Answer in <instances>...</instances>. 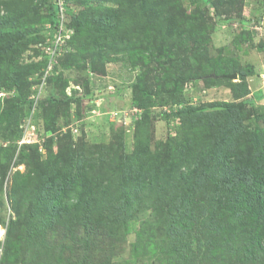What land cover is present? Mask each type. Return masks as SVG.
<instances>
[{
  "label": "trees",
  "instance_id": "obj_1",
  "mask_svg": "<svg viewBox=\"0 0 264 264\" xmlns=\"http://www.w3.org/2000/svg\"><path fill=\"white\" fill-rule=\"evenodd\" d=\"M78 1L79 4L88 3V0ZM102 1L116 3L119 7L107 5L105 15L81 12L77 27L82 32L76 30L73 36L80 51L78 62L85 59L92 46H111L112 50L106 49L108 58L114 52L136 48L143 51L139 59L146 53L151 58L162 54L160 63L168 65L163 79L164 90L172 101L178 102L184 100L179 90L187 80L217 81L222 78L233 82L228 75L238 69L219 70L213 62L210 64H214V68L205 73L176 71L183 53L204 55L202 36L208 40L207 25L203 27L202 24L201 29L176 26L181 9L172 2L178 0ZM133 1L144 5L147 12L154 15L150 21L138 19L133 27L127 21L123 23L120 7ZM33 6L34 0H0V11L1 8L5 10V15H0V85L3 81L5 85L17 87L16 98L8 100L10 105L3 110L2 118L18 132L15 139L20 137L21 121L26 115L21 112L27 104L30 106V87L24 93L29 82L21 84L22 76L35 73L45 65L40 56L38 60L27 59V64L22 62V54L31 44L35 43L40 55L37 44L47 35L45 26L40 29L31 25L38 18ZM31 10L33 12L29 13ZM46 15V23H56L57 10L52 0ZM13 29L18 30L14 33ZM106 53L102 52V57ZM222 65L220 62L219 66ZM237 67L241 70L238 72L241 79L251 74L240 65ZM101 68L104 69V63ZM142 83L143 86L134 85L139 88L137 103L146 111L137 122L133 152H126L120 141L89 144L88 147L85 143L81 147L65 144L61 138L58 140L59 130L55 123L50 131L56 133V138L48 139L45 160L41 159L37 145L23 147V150H32L21 155V161L28 159L31 167L27 173L18 172L13 176L10 194L17 217L7 224L3 263L15 253L12 262L29 264V251L39 248L38 234L39 227H43L44 210L50 211L49 219L52 220L76 213L80 222L97 221L99 227H113L110 234L140 218L146 226L158 219L161 226L152 231L163 230V234L156 239L158 245L149 248L159 256L160 262L162 254L172 257L167 264H206V252L212 254L210 262L213 264L225 263L229 252H239V256L242 254L246 258L264 255V113L260 116L263 125L259 120L249 124L245 101L235 106L218 102L199 107L186 104L179 112L183 121L180 132L159 140L153 147L148 108L153 93L148 77ZM67 93L69 96L64 94L63 100L52 90L47 99L52 105L63 101L70 103L74 94ZM239 93L236 99L246 97L250 91ZM55 142L59 143L57 150ZM17 148V145L0 147V208L5 204L2 198L4 181ZM158 215H164V220ZM230 218L233 220L229 221ZM223 221H228L230 232H237L239 236H231L223 243L215 244L211 240L204 245L209 227H220ZM0 222L3 224V216ZM125 233L117 235L123 238ZM231 244L234 249L229 247ZM138 246L148 248L139 240L134 248ZM47 260L40 255L34 264H49ZM107 262L112 263L110 259Z\"/></svg>",
  "mask_w": 264,
  "mask_h": 264
},
{
  "label": "rangeland",
  "instance_id": "obj_2",
  "mask_svg": "<svg viewBox=\"0 0 264 264\" xmlns=\"http://www.w3.org/2000/svg\"><path fill=\"white\" fill-rule=\"evenodd\" d=\"M78 2V0H64L62 22L71 33L65 38L61 49L56 54L57 70L53 75L55 78L53 77L54 79L51 81V77L48 78L41 90L40 96L43 97L39 101L38 111L35 114V122L40 131L51 133L50 126L55 123L59 130L58 140L61 138V142L65 144L73 143L74 147H81V144L85 143L88 147L89 144H109L120 141L124 144L126 152H133L137 122L146 111L137 103L139 88H134V85L143 86L142 82H145L146 77L149 79V88L153 93L149 103L151 106L148 107L153 147L159 140L174 137L180 132L183 121L179 112L186 104L199 107L218 102L235 106L239 104L238 102L245 101L246 108L249 109L246 122L253 124L255 120H259V124L263 125L260 116L264 113V0H178L172 2L177 7L180 6L181 9L175 20L176 26L182 25L181 27L188 26L197 29H201L202 24L203 27L208 26L206 29L208 30V40L205 35L202 36L206 53L200 56L192 52L183 53L176 65V71L186 74L199 70V72L205 73L214 68V64L212 65L210 62L215 63L219 70L227 67L238 69V71L232 72V75L236 74V77L228 75L233 82L222 78L217 81L200 78L185 81L179 90L184 95V100L179 102L172 101L173 99L164 90L163 79L168 65L160 63L163 61L162 54L158 53L151 58L146 53L142 60L138 56L143 51L136 48L114 52L108 58L106 49L112 50L111 46L101 48L92 46L91 50L86 52L85 59L78 62L80 51L76 47L77 41L73 36L76 30L82 32V29L77 27L81 12L92 11L105 15L107 5H116V3L102 0H88L87 4ZM50 3L51 0H34L33 9L38 13V18L31 24L32 26L43 29ZM120 11L123 23L127 21L132 27L137 24L138 19L150 21L154 16L147 12L144 5L136 1L121 6ZM31 12L33 10L29 11V13ZM0 15H5V10L2 8ZM115 28L118 29L117 26ZM17 30H14V33ZM140 36V38L143 37ZM102 52L106 53L103 57ZM39 56L35 43L31 44L22 54V62L27 64V59L38 60ZM220 62L223 64L222 67L219 66ZM102 63H104V69L101 68ZM206 64L208 66L202 70ZM235 65L249 70L251 74L241 79L238 75L241 70ZM33 74L34 72L22 76L24 81L21 84L26 85L27 81L29 82L24 93L29 87L30 93L32 91V83L35 81H30V78ZM214 75L217 76V74ZM233 84H235V89ZM109 85L114 86L113 90L109 89ZM52 90L57 92L63 100L64 94L69 96L67 92L74 95L70 103L63 101L59 105H52L47 99ZM242 90L245 92L249 90L250 93L246 97L243 96L244 98L236 99L237 94H240L239 92ZM16 95V85L11 87L2 81L0 85V147L16 145L15 138H17L18 132L11 129L8 122L2 118L3 110L10 105L8 100L16 98ZM28 106L27 104L22 110V115L25 112L26 115L30 113V106L29 108ZM75 126L78 127L79 132L73 135L72 131ZM48 139H46V143ZM58 145L59 143L54 145L56 146L55 150L58 149ZM23 147L17 148L4 181L2 198L5 200V204L3 208H0V217L3 216V224H5L0 222V226L6 229L3 253L7 224L17 217L14 210V199L10 194L13 176L18 172L25 174L31 167V164H28V159L21 161L23 158L21 155L24 152H32V150H23ZM41 153V159L45 160L47 148ZM44 211V214L41 215L44 218L43 227L35 225L39 227L37 242L39 248L29 251L27 256L29 264H34L40 255L47 257V261H50L49 264H66L67 262H78L77 264H154L155 261L157 264H167L171 261L172 257L168 258L164 254L160 255L162 261H158L159 256L154 255L150 249L158 245L156 239L163 234V230L156 233L152 231L153 228L161 226L158 219L150 226H146L142 218L130 222L125 225V228L118 229V233L126 232L123 238H119L117 232L110 234V231L114 230L113 227H99L97 221L80 222L76 213L61 220H52L49 219L50 211ZM158 216L164 220V215ZM22 220V222L25 221L24 218ZM232 220L233 218H230L229 221ZM227 223L228 221H223L220 227H209L203 244L206 245L211 240L215 244L223 243L231 236L237 237V232H230V226ZM141 238L151 241H141ZM138 240L139 243H146L148 248L138 246L135 249L134 244ZM229 247L235 248L234 244ZM237 253L239 252H229V259H225L226 262L222 264H264V255L256 254V256L246 258L242 254L240 257ZM206 255L208 259L206 264H213V261L210 262L212 254L206 252ZM15 256V253L9 255L7 263L2 262V257L0 264H23L18 260L16 263L12 262V259L15 260ZM108 259L112 263H108ZM194 261L198 263L197 260ZM214 264L216 263L214 262Z\"/></svg>",
  "mask_w": 264,
  "mask_h": 264
},
{
  "label": "built area",
  "instance_id": "obj_3",
  "mask_svg": "<svg viewBox=\"0 0 264 264\" xmlns=\"http://www.w3.org/2000/svg\"><path fill=\"white\" fill-rule=\"evenodd\" d=\"M55 6L57 10L56 23L52 24L49 22L46 25L47 35L46 38L38 43V48L45 60V65L32 78V92L30 95L31 107L30 113L24 117L21 123L22 134L19 140H17V146L20 148L23 145L29 144H38L40 149H44L45 141L48 137L52 135V133H43L39 130L37 123L35 122V114L38 111L39 100L42 96L41 90L45 86L48 78L52 77L55 74L57 57L56 54L61 49V45L66 37L71 33L66 26L63 25V7L64 0H55ZM38 87V88H37ZM37 88V90H36ZM73 132L77 134L79 129L77 126L73 128ZM2 231V235L0 236L1 244H0V261L3 257V248H4V235L5 228L0 226ZM4 239V240H3Z\"/></svg>",
  "mask_w": 264,
  "mask_h": 264
},
{
  "label": "clouds",
  "instance_id": "obj_4",
  "mask_svg": "<svg viewBox=\"0 0 264 264\" xmlns=\"http://www.w3.org/2000/svg\"><path fill=\"white\" fill-rule=\"evenodd\" d=\"M53 2H54V4H55V0H53ZM56 7V6H55ZM49 23V22H48ZM48 23H46L45 24V28H46V25L48 24ZM47 29V28H46ZM38 45V44H37ZM39 49V48H38ZM40 51V50H39ZM40 57L43 59V61L45 62V60H44V58H43V56H42V54H41V52H40ZM43 68V67H42ZM41 68V69H42ZM41 69L39 70V71H37V72H35L34 74H33V76L34 75H36L38 72H40L41 71ZM31 77L30 78V81H32V78H34V77ZM33 84V83H32ZM109 87V89H111V90H113V88H114V86L113 85H109L108 86ZM32 92V91H31ZM30 95H31V93H30ZM30 97V96H29ZM43 97V96H42ZM42 97L40 98V99H42ZM29 101H30V105H31V100H30V98H29ZM40 101V100H39ZM31 107V106H30ZM27 116V115H26ZM26 116H24V117H26ZM24 117L22 118V120L24 119ZM21 123H22V121H21ZM38 125V124H37ZM39 127V126H38ZM20 128H21V126H20ZM40 130V129H39ZM42 132V131H41ZM43 133H45V132H43ZM72 133H73V135H76L73 131H72ZM21 134H22V129H21ZM21 134H20V137H21ZM46 134V133H45ZM19 137V138H20ZM51 137H55L56 138V133H52V135L50 136V137H48L49 139L51 138ZM19 138L18 139H16V141H15V144L17 143V140H19ZM17 145V144H16ZM29 145H37L38 146V148H39V150L40 151H43L45 148H46V141H45V145H44V149L43 150H41L40 149V147H39V145L38 144H29ZM23 146H25V145H23ZM19 148V147H18ZM20 148H22V146L20 147ZM3 225H5V224H3Z\"/></svg>",
  "mask_w": 264,
  "mask_h": 264
},
{
  "label": "water",
  "instance_id": "obj_5",
  "mask_svg": "<svg viewBox=\"0 0 264 264\" xmlns=\"http://www.w3.org/2000/svg\"><path fill=\"white\" fill-rule=\"evenodd\" d=\"M230 77H236V74L230 75Z\"/></svg>",
  "mask_w": 264,
  "mask_h": 264
}]
</instances>
